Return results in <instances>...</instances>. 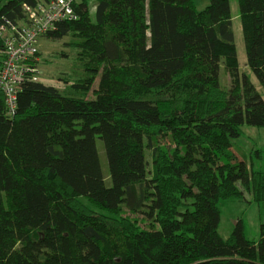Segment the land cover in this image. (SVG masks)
I'll use <instances>...</instances> for the list:
<instances>
[{
    "label": "trees",
    "instance_id": "16d2710c",
    "mask_svg": "<svg viewBox=\"0 0 264 264\" xmlns=\"http://www.w3.org/2000/svg\"><path fill=\"white\" fill-rule=\"evenodd\" d=\"M38 1L51 0H0V20ZM237 1L264 90V0ZM90 2L43 39L77 40L85 77L72 88L100 77L95 99L27 80L11 117L0 92V264H264V224L258 241L241 221L219 234L220 202L249 195L264 209V172L225 158L244 126L264 128L230 1L199 11L194 0H95L94 19Z\"/></svg>",
    "mask_w": 264,
    "mask_h": 264
},
{
    "label": "rangeland",
    "instance_id": "374dc122",
    "mask_svg": "<svg viewBox=\"0 0 264 264\" xmlns=\"http://www.w3.org/2000/svg\"><path fill=\"white\" fill-rule=\"evenodd\" d=\"M229 1L232 11L233 32L239 69L242 73L249 76L251 82L264 98V90L247 64L238 1ZM194 3L197 10L202 11L210 4V0H194ZM95 5V0H91L90 14L92 19L95 18ZM72 43H77V40L72 37H67L59 42H53L47 39L40 41L41 72L38 82L56 88L63 96L92 101L95 99L94 92L98 89L100 77L96 79L89 92L72 88L74 85H81L85 77L83 72L84 65L79 58L78 51L71 46ZM220 81L224 89L229 88L230 79L223 65L220 71ZM243 131L244 135L235 140L233 153L230 154L229 158L225 157L226 160L232 163L244 161L250 169L264 172V128L246 125ZM161 143L164 144L167 141L162 140ZM97 149L103 173L106 179H108L109 168L105 147L99 139L97 140ZM146 156L151 164V154L147 152ZM219 208L221 210L219 234L223 239H228L237 222L241 221L244 224L247 239L251 241L259 240L260 226L264 224V209L257 206L251 196L246 195V199L241 201H222L219 204Z\"/></svg>",
    "mask_w": 264,
    "mask_h": 264
},
{
    "label": "built area",
    "instance_id": "2783aa9c",
    "mask_svg": "<svg viewBox=\"0 0 264 264\" xmlns=\"http://www.w3.org/2000/svg\"><path fill=\"white\" fill-rule=\"evenodd\" d=\"M78 1H38L34 7L23 5V19L15 22L6 18L0 20V92L11 117L16 113L21 85L27 80L38 81L40 41L58 23L78 20L74 7Z\"/></svg>",
    "mask_w": 264,
    "mask_h": 264
},
{
    "label": "crops",
    "instance_id": "0c3cea01",
    "mask_svg": "<svg viewBox=\"0 0 264 264\" xmlns=\"http://www.w3.org/2000/svg\"><path fill=\"white\" fill-rule=\"evenodd\" d=\"M208 5H209V4H208ZM208 5H207V6H208Z\"/></svg>",
    "mask_w": 264,
    "mask_h": 264
}]
</instances>
